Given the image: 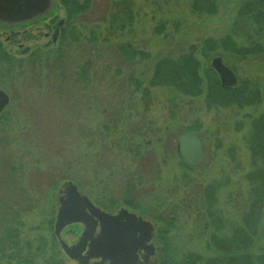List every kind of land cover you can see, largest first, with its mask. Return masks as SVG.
<instances>
[{
	"label": "rangeland",
	"instance_id": "rangeland-1",
	"mask_svg": "<svg viewBox=\"0 0 264 264\" xmlns=\"http://www.w3.org/2000/svg\"><path fill=\"white\" fill-rule=\"evenodd\" d=\"M56 1L47 23L0 27V89L9 98L0 117V238L10 245L0 264L62 262L52 223L66 179L101 204L129 201L152 218L157 264L229 254L259 264L264 148L253 157L251 147L264 114L262 0H210L209 9L192 8L195 0H89L71 18ZM226 37L234 50L219 42ZM190 52L202 75L220 56L249 104L209 102L206 84L200 95L150 84L155 63ZM184 132L201 140L198 166L179 154Z\"/></svg>",
	"mask_w": 264,
	"mask_h": 264
},
{
	"label": "water",
	"instance_id": "water-1",
	"mask_svg": "<svg viewBox=\"0 0 264 264\" xmlns=\"http://www.w3.org/2000/svg\"><path fill=\"white\" fill-rule=\"evenodd\" d=\"M55 8L56 0H0V27L34 22ZM57 34L55 27L53 40ZM211 66L223 86L236 83L234 72L220 56L212 58ZM7 103L8 95L0 89V111ZM179 151L191 166L204 161L201 141L194 134L180 135ZM74 225L81 227L79 234L72 241L65 240V228ZM156 229L157 223L151 218L126 208L113 213L103 210L72 180L63 181L55 193L52 233L64 264H157V246L153 242Z\"/></svg>",
	"mask_w": 264,
	"mask_h": 264
},
{
	"label": "trees",
	"instance_id": "trees-1",
	"mask_svg": "<svg viewBox=\"0 0 264 264\" xmlns=\"http://www.w3.org/2000/svg\"><path fill=\"white\" fill-rule=\"evenodd\" d=\"M59 1L60 4L64 7L67 16L69 18H71V16L77 12L84 11L89 5V0H84L83 3H80L79 0H59ZM197 2H199L200 4H196ZM262 4H264V0H262ZM211 5L212 3H210V0H195V3L192 4V8L195 9L199 7L205 9L206 7L207 9H209ZM57 8H58V4L56 5L55 10H57ZM124 9H125V5H124ZM263 14L264 13H262V15ZM230 40L231 39L229 37H226L225 39L219 40V42L222 44L229 42V46H231V50H234L233 46L235 45V43H233L232 40L231 41ZM215 42L216 41H214V43ZM206 43H207L206 46H208V48L213 47V42L210 39L206 40ZM257 45L261 46L262 48L264 44L262 42V43H257ZM120 50H122V52H120L122 56L125 59L126 58L128 59V51L122 48ZM199 64L200 62L191 52L184 53L180 55L179 58H169V57L162 58L154 65L150 84L171 86L181 93H187L191 95H200L203 85L206 84L207 85L206 95L208 94L206 98L209 102L222 104V100L224 101V99L227 102L228 100L233 101L237 99L240 100L241 104L243 105L249 104L248 100L250 98L251 93H246L244 86L241 87V85L238 84L234 87H223L220 85L218 77L216 76V73L213 71L211 66L209 67L205 66L202 75L200 71L201 65L199 66ZM203 78H205L206 80L204 81ZM136 84L137 86H140L139 81L135 82V85ZM212 97L214 99H212ZM259 122L260 123H257L255 121V125H254L255 145L251 147V153L253 157L258 156L257 151L259 147L264 148V138H261L259 134L260 132H263L264 134V114L262 116V120H260ZM259 125H261L262 128H259ZM10 234H14V233L12 232ZM237 258L238 257L229 254V255H220L216 259L212 258L210 260V258H207L205 260H206V264L209 263L215 264L216 262H220L221 264H241V261L244 260V258L242 257L239 259ZM247 258H248L247 260L248 264L252 263V260L249 257ZM258 260H259V264H264V255L260 254L258 256ZM52 264H63V263L55 260Z\"/></svg>",
	"mask_w": 264,
	"mask_h": 264
},
{
	"label": "flooded vegetation",
	"instance_id": "flooded-vegetation-1",
	"mask_svg": "<svg viewBox=\"0 0 264 264\" xmlns=\"http://www.w3.org/2000/svg\"><path fill=\"white\" fill-rule=\"evenodd\" d=\"M51 17H45V18H43V19H41V21H44V22H49L48 21V19H50ZM38 21H40V20H38ZM31 26V24L30 23H27V24H25V25H23V26H18V27H21V28H29ZM53 31H54V29H53ZM48 33H46V35H47ZM6 109V107L5 108H3L2 110H1V112H0V117L2 116L1 114H2V112L4 111ZM1 119V118H0ZM182 133H180L179 134V137H180V135H181ZM179 137H178V140H179ZM8 141H6V143H7ZM9 143V142H8ZM4 144V146H5V142L3 143ZM5 148L7 149V146H5ZM178 151H179V149H178ZM3 153H4V151H3ZM22 152H20V154H21ZM179 154H180V152H179ZM19 155V154H18ZM18 155H16V156H18ZM181 156V155H180ZM19 158H21V155H19ZM184 162V161H183ZM4 166H6V164L4 163ZM20 165H18V167H19ZM6 171H7V169H6ZM8 171H9V168H8ZM11 172H12V170L11 171H9V173H10V175H11ZM1 178V177H0ZM87 196H88V198L95 204V205H97V206H99L100 208H102L103 210H105V211H107V212H111V213H113V212H116L117 210H119L120 208H126L127 210H130V211H134V212H136V213H138L139 215H141V216H143V217H147V218H150L149 216H146V215H144L142 212H140L137 208H134V206H133V204H131L129 201L128 202H123V203H120L119 205L118 204H115V207H111V206H107V205H105V204H101L99 201H97L96 199H94L90 194H88L85 190H83L82 188H80ZM21 191H22V189H21ZM152 219V218H151ZM153 220V219H152ZM154 221V220H153ZM80 230H81V228L78 226V225H74V226H71L70 228H68V229H66L65 231H69V233H71V234H74V237L73 238H75L78 234H79V232H80ZM64 231V232H65ZM6 235V234H5ZM4 235V237L3 238H0V255H2L4 252H6V248L7 247H9L10 245L8 244V241H6V238H7V236H5ZM157 233H156V235H155V237H154V241H155V238L157 237ZM73 238H71V239H73ZM71 239H69V240H71ZM68 240V239H67ZM12 244V243H11ZM159 250V249H158ZM158 253H159V251H157ZM62 255V254H61ZM61 260L63 261V256L61 257Z\"/></svg>",
	"mask_w": 264,
	"mask_h": 264
}]
</instances>
